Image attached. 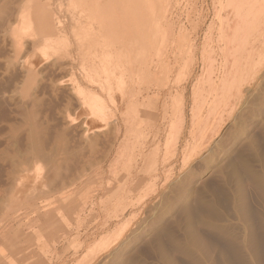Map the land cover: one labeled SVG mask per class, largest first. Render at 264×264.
Instances as JSON below:
<instances>
[{
  "label": "rangeland",
  "instance_id": "obj_1",
  "mask_svg": "<svg viewBox=\"0 0 264 264\" xmlns=\"http://www.w3.org/2000/svg\"><path fill=\"white\" fill-rule=\"evenodd\" d=\"M88 2L89 0H0V43L3 46L0 47V165L2 164L0 166V202L3 201L0 205V219H2L0 220V240L7 237V241L10 240L14 244L13 248H8L6 251L9 258L1 259L0 264H29L30 261V264H35V262L36 264L39 262L40 264H85V257L93 249L99 250L103 246H108L124 232L119 244L117 243L109 251L100 255L92 264H264V1L261 0L260 6L256 8H244V13L247 14L250 11L249 18L255 19L254 27L256 29L253 28L254 31H251L254 34H249L251 37L247 38V43H249L247 53H251L252 59L247 65V71L243 73L249 75L245 76L248 78L241 83L243 97L241 95L240 101L235 100L237 104L231 107L233 97L230 96L231 101L227 91L223 92L227 95L225 101L224 97L217 95L222 93L219 91L221 89L214 87L216 89L214 94V90H210V83H217L216 78L223 77L226 72V70L224 71L225 66L228 68L232 61L227 58V56L230 57V54L225 51V46L227 47V40L232 36L230 32L233 30L229 31L225 27L228 24L224 25L223 23H229L226 19L235 16L232 15L235 9L230 6V3L227 5V0H100V8H105L108 4L113 7L105 8L104 11L108 9V12H103V15L105 26L110 32L108 37L113 39L114 46L120 45L125 48L130 44V40L136 42L138 39L144 38L145 32L149 38L150 48L153 47L154 37L158 39L161 35V38L170 40L167 48L162 46L165 49L162 48V59L166 63L169 73L165 75L161 71L158 73L151 68L158 62L155 59V50L152 48L148 59L143 61L140 69L138 68L137 71L135 69V73L132 74L134 75L132 76L133 81L126 93L129 96L128 101L126 103L120 101L119 94L116 93L117 91L115 92L118 95L117 102L120 103L118 109L109 103L107 89L103 90L107 87L103 82L105 77L103 76V78L102 74H98L99 78H97L98 75H92V73L94 74L93 64L97 68L99 65L98 58L94 54L106 45L101 44L97 32H95L98 30V18L95 14L98 13L99 8H90ZM12 11H15L16 14ZM44 14L55 16L52 17L54 22L56 21L55 31L59 28V32L57 30L49 35L46 33L41 18ZM233 17L229 20L231 21ZM1 20L3 21L1 22ZM4 21L7 23L4 24ZM28 25L33 30H29ZM74 26H79L78 29H81L83 33L90 30L89 27L94 28L96 36H92V39L89 37L86 41L85 39L82 41V38V40L80 39L81 43L71 30L72 27L75 28ZM220 27L223 30L227 28L225 29V31L228 30L227 38L222 36ZM6 33L7 35H5ZM219 34L226 42L221 39V36L218 38ZM252 35L255 37L253 38ZM255 38L261 39L263 42L261 40L254 41ZM251 39L255 42H253L254 44ZM217 40H220L222 46L219 41L216 43ZM53 41L58 43L62 56L58 60L59 62L51 61L44 65L43 61L39 60L40 50L45 45L54 43ZM75 42H78L79 45H76ZM228 42L230 41L228 40ZM6 43L7 46L9 45L8 47ZM76 46L81 49L79 51L82 53L77 52ZM84 47L87 48L88 53ZM254 47L255 49H253ZM212 48L215 52L212 51ZM116 49L118 51V48ZM208 51L211 54L209 58L215 59L213 64H210L212 62L208 59ZM219 51L222 54H218ZM83 52L86 59L82 57ZM204 56L210 63H204L208 61ZM81 57L86 60L84 64ZM95 57L97 59H94ZM258 57H260L259 60ZM122 60L121 54L116 59V67L117 70L119 69L117 74L120 73L128 77L123 68H120ZM24 61L26 64L28 63L27 66L34 69L35 83L23 80L21 72L22 66L25 64ZM225 61L227 62L225 63ZM182 63L186 64L187 73L186 77L178 83V74L180 67L183 66ZM222 63L226 64H223L224 69H222ZM202 64L203 66L206 64L204 67L213 66L210 69L212 76L208 75V68H202ZM20 66L22 69L19 68ZM66 66L70 67L68 73ZM45 68L48 70L46 71ZM88 70H91L89 71L91 73ZM151 73H154L153 79ZM202 74L206 75L207 79L203 83L209 82V85L198 84L200 86L198 88L196 86L199 83L197 79L201 78V82L205 79L204 77L202 79ZM92 76L96 83L92 80ZM149 76H151L150 79ZM75 81L82 86L83 90L104 97L106 106H109L108 111L115 118L112 117L110 119L112 121L109 120L110 125L109 122L106 125L105 122L102 123L92 115H88L90 114L89 109L79 105L80 100L70 93L69 84ZM27 85L29 92L24 96L22 91ZM194 85L201 90L204 86L203 93L209 92L205 93L203 98L200 97L201 93L198 95L200 97L198 103H201L202 99H206L207 95L211 99L204 100L205 104L202 101L204 106L199 104L203 108L197 106V101L194 104L193 93L197 89ZM177 94H184L185 97L183 102L184 110L186 109L185 130L179 138L180 142L177 141L179 143H175L176 145L173 142L172 145L167 144V140L168 135L171 137L173 131L171 122L179 119L172 105L173 97ZM215 94L223 99V106L218 102L221 99H218ZM11 95L12 97H10ZM226 95L224 96L226 97ZM35 99L38 103L35 102ZM214 99L217 108H212ZM149 100L151 104L148 102ZM125 105H136L135 108L129 107V110L134 109L135 114L132 116L135 118L138 116L134 125L137 127L139 123L142 124L137 133L133 135L128 133L122 117V112L126 109ZM195 105L203 110L201 112L199 109L200 114H195L198 110L195 111ZM62 106H64V110ZM228 106L231 107L230 110ZM219 107H223L225 112ZM207 109L210 110L209 113ZM218 110L219 113H217ZM12 112L17 114L14 116ZM206 112L211 117H206ZM192 113L195 116L198 114L196 120H191ZM204 115L209 120L204 118ZM219 115H222V119ZM72 118L75 120L72 124L75 125L68 127ZM88 118L91 119L88 120ZM215 118L216 120H214ZM114 120L120 127L119 134H116ZM199 120H202L204 124L207 120L206 125L208 126ZM209 121L219 125V130L218 126H214L212 123L209 125ZM36 122L39 130L36 126L35 133L34 131L30 132L31 127L34 130ZM200 125H203V130ZM103 126L104 128H102ZM63 128L65 131H62ZM99 128L103 129L100 131L102 133L96 131ZM208 128L210 130H206ZM73 129L74 131H72ZM86 129L87 133L90 132L87 134L89 140L87 138L85 140V137L81 135ZM111 129L113 130L111 131ZM214 129H217V132ZM12 130H16L13 132L16 133V136ZM67 130L69 131L67 132ZM83 130L84 132H82ZM204 130L208 131L209 135L205 134ZM93 131L96 134H92ZM176 132L175 129L174 136ZM31 134L35 135L38 142L43 143L44 151L42 152L48 154L45 155L47 158L43 154H41L42 156L38 154V156L32 153L34 150L31 148V139L29 138ZM202 134H205L204 137H201ZM94 135H96V139ZM101 137L104 140H101ZM107 137L109 142L105 141ZM91 138L94 141H91ZM99 142L102 143L99 144ZM86 143L93 145H90L92 148H89ZM126 143H128V148L124 146ZM98 145H101L100 148ZM6 146H8L7 149ZM102 147L105 150L101 149ZM78 148L82 154L88 152H92V154H84L86 157L82 156L81 158L82 154L77 153L80 152ZM69 150H72L75 155ZM96 150L97 153L94 152ZM106 150L109 151L106 152ZM124 151L127 153L124 154ZM87 155H91L98 162L96 161V163L91 157L89 161ZM48 156L52 157L49 158L50 164L49 160H46ZM7 157L9 158L7 159ZM83 158H86V161ZM55 161L59 162L57 165L60 166H54L56 165ZM52 162L53 167L51 166ZM72 162H77L72 168L73 170L70 168L74 174L72 171L65 172L68 170L66 169L68 164L70 165ZM82 163L85 167H81ZM77 164L81 166L79 165V167ZM29 167H33L32 170ZM25 168H27V172L24 170ZM56 168L61 170V173ZM14 173L15 175H13ZM33 176L36 179L37 177H43L42 180L46 177L47 179H44L42 183L41 178L37 181ZM14 177L16 178L14 179ZM30 184H32L31 187ZM43 184H46L45 187L41 186ZM67 184L69 185L67 186ZM34 190L39 192L35 194ZM26 195L33 202L27 200ZM16 205L20 206L18 210L15 209ZM52 206H59V213L53 212L49 216L40 215ZM40 250L41 253H39Z\"/></svg>",
  "mask_w": 264,
  "mask_h": 264
},
{
  "label": "bare ground",
  "instance_id": "obj_2",
  "mask_svg": "<svg viewBox=\"0 0 264 264\" xmlns=\"http://www.w3.org/2000/svg\"><path fill=\"white\" fill-rule=\"evenodd\" d=\"M102 1V0H101ZM264 1V0H263ZM99 2H100V0H89V2H88V4L90 5V8H99V10H98V13H96L95 15L97 16V18H98V30L97 31H95L94 30V28L93 29H91L90 27L88 28V29H90V30H87L86 31V33L84 32H82L81 31V29H78V28H80L79 26H74L75 28H71V30H73V33H74V35L75 36H77V40L78 41H80V39L82 40V38H83V40L82 41H84V39H85V41H86V39L87 38H91L92 36H94L95 35V33H94V31L95 32H97V36H98V38H99V41L101 42V44H104V45H106V47H104V46H102V48L99 50V51H96L95 52V54L94 55H96V57L98 58V61H99V65H98V68L96 67V66H94V64H93V69H92V71L94 72V74L92 73V75H94V76H97L98 74H102V77L104 76L105 77V79H104V85L105 86H107L106 88H104L103 90H106L107 92V94H108V96H107V94H106V96L108 97L107 99L108 100H110V104L111 105H114V106H116V108L118 109L119 108V104H118V102H117V98L116 97H118V95H116L115 94V92L117 93V94H119V99H120V101L122 100V101H124L125 103L128 101V97L129 96H127L128 94H126L127 93V90L129 89V87H130V85L132 84V81H133V77L132 76H134V75H132V74H134L135 73V69H136V71H137V69L141 66V64H142V62L144 61H146L147 59H148V57L150 56V52H151V50H155V56H156V61H158L157 63H156V65L154 66L152 63H151V65H153L151 68H153V69H155V71L156 72H162V73H164L165 75L166 74H168L169 73V71H167V66H166V63H164V60L162 59V56H163V47H165V48H167L166 46H167V44H169L170 43V40H167V39H164L163 37L161 38L160 36L161 35H159V37H160V39H159V37H158V39L156 38V37H154V39H153V49L152 48H150V42L148 41V39L149 38H147V33L145 32L144 34H146L145 35V37L144 38H140V39H138L136 42H134V41H131L130 40V44L128 45V46H126L125 48H124V46H120V45H117V46H114L113 44V39H110L108 36H109V31H108V29H107V27L105 26V23H104V19H105V17H104V15H103V12L102 11H100L101 10V8H100V6L99 5H101V4H99ZM227 5H229V3H230V6H233L234 7V14H232V15H235L234 17H233V19L230 21L229 19L230 18H232V17H230V18H228L227 17V19L226 20H228L229 21V23L228 22H226V23H223L222 21H221V23H223L224 25H226V24H228L227 26H225V27H227L228 28V30L229 31H232V32H230V33H232L230 36V39H228L230 42H228V40H227V47L225 46V51H228V53L230 54V57L229 56H227V58L228 59H230V60H232V61H230V60H228V61H230V65H228L229 67L227 68V66H225V69L223 68V64L224 65H226L225 63L227 62V61H225V63H222V69H224V71L226 70V72H224L225 74L223 75V77L222 78H220V79H218V78H216V80H218L217 81V83L216 82H213L212 84L210 83V90H214L213 91V94H214V92H216L215 90L216 89H214V87H218L219 89H221V90H219L220 92H222L221 94H224L223 92H226L227 94H228V96L230 97V96H232L233 98H232V100H233V104L231 105V107L232 106H235V104H237V102L235 103V100L237 101V99L240 101V99H241V95H242V97H243V93H242V89H241V83L243 82V80L244 79H246V78H248V77H245V76H249L248 75V73H247V75H244L243 73H244V71H247V65H248V63H249V61L252 59V57H251V53H247V50H248V44L249 43H247L248 42V40H247V38L248 37H251V36H249V34L251 35V34H254V32H252V31H254V29L253 28H255L254 27V25H255V19L254 18H249V14H250V11L246 14V13H244V11H245V9L244 8H256L257 6H260V4H261V0H227ZM103 4V3H102ZM103 6H104V4H103ZM223 6V5H222ZM17 9V11H18V8H16ZM47 9V8H46ZM49 9H51V8H49ZM117 9V8H116ZM115 9V10H116ZM114 10V9H113ZM16 11V10H15ZM15 11H12L13 13L15 12ZM16 11V12H17ZM50 11V10H49ZM48 11V12H49ZM100 11V12H99ZM12 12H9V13H11L12 14ZM16 12H15V14H16ZM52 12V11H51ZM123 12V11H122ZM15 14H12V15H15ZM118 14V13H117ZM11 15V16H12ZM52 15V14H51ZM50 14H44L43 15V17H41L42 19H43V23H44V27H45V31H46V33L49 35V33H54V32H57V30H58V32H59V28L55 31V27H57V26H55L56 25V21L54 22V20H53V18L52 17H55L54 15H52L51 16ZM18 16V15H17ZM31 18V17H30ZM6 20V19H5ZM8 20H11V19H8ZM3 20H1V22H2ZM11 21H13V20H11ZM11 21H8V22H11ZM15 21V20H14ZM13 21V22H14ZM30 21V20H29ZM29 21H28V24H29ZM31 21H32V18H31ZM30 21V22H31ZM5 23L4 24H6L7 23V21H4ZM12 22V23H13ZM27 22V21H26ZM62 22V21H61ZM61 22H59L60 24H61ZM11 23V24H12ZM19 23V22H18ZM4 24H2V25H4ZM9 24V23H8ZM15 24V23H14ZM17 24V23H16ZM64 24V23H63ZM27 25V24H26ZM26 25H25V27H26ZM65 25V24H64ZM29 26V25H28ZM36 26V25H35ZM221 26V25H220ZM23 27V26H22ZM37 27V26H36ZM93 27V26H92ZM224 27V26H223ZM61 28V27H60ZM65 28V27H64ZM227 28H225V29H227ZM29 30L31 29V27L29 26V28H28ZM62 29V28H61ZM66 29V28H65ZM150 29V28H149ZM220 29H222L221 27H220ZM219 29V30H220ZM225 29L223 30H221L222 32H221V34H223L222 36H225V38H227L229 35L227 34V31L228 30H226L225 31ZM256 29V28H255ZM31 30H33V28L31 29ZM40 30V29H39ZM107 30V31H106ZM170 30V29H169ZM252 30V31H251ZM2 31H4V32H6L5 30H2ZM62 31V30H61ZM67 31V30H66ZM225 31V32H224ZM8 32V31H7ZM26 32V31H25ZM251 32V33H250ZM169 33H170V31H169ZM229 33V32H228ZM62 34V33H61ZM221 34H219L218 35V38H220V36H221ZM5 35H7V33L5 34ZM226 35H227V37H226ZM255 35H256V32H255ZM88 36V37H87ZM96 36V35H95ZM111 36H112V34H111ZM222 36H221V39H223L222 38ZM257 36H258V34H257ZM256 36V37H257ZM7 37V36H6ZM113 37V36H112ZM252 37H253V35H252ZM255 37V36H254ZM253 37V38H254ZM259 37V36H258ZM257 37V38H258ZM257 38H255V40L254 41H260L261 39H257ZM63 39V38H62ZM92 39V38H91ZM132 39V38H131ZM98 40V39H97ZM135 40V39H134ZM249 40H250V38H249ZM252 40V39H251ZM64 41H65V39H64ZM162 41V42H161ZM219 41V43H220V40H217L216 41V43ZM223 41L224 42H226L224 39H223ZM253 40L251 41L252 43L254 42ZM262 41V40H261ZM6 42V41H5ZM4 42V43H5ZM54 42V41H53ZM81 42V41H80ZM79 42V43H80ZM89 42V41H88ZM161 42V43H160ZM223 42V43H224ZM250 42V43H251ZM263 42V41H262ZM27 43V42H26ZM82 43V42H81ZM208 43V42H207ZM206 43V44H207ZM255 43V42H254ZM253 43V44H254ZM75 44L76 45H79L78 44V42H75ZM85 44V43H84ZM83 44V45H84ZM100 44V45H101ZM164 44H165V46H164ZM2 44L0 43V47H3V46H1ZM81 46H82V44H80ZM192 45V44H191ZM190 45V46H191ZM209 45V44H208ZM220 45H221V43H220ZM250 45H252V44H250ZM6 46H7V43H6ZM9 46V45H8ZM7 46V47H8ZM80 46V47H81ZM110 46V47H109ZM163 46V47H162ZM190 46H189V48H190ZM193 46V45H192ZM191 46V47H192ZM207 46V45H206ZM222 46V45H221ZM221 46L219 47V48H221ZM255 47H257L256 45H254ZM59 46H58V43H49V44H47V45H45L41 50H40V56H39V58H37V59H39V60H42L43 61V63H44V65H45V63H49V62H51V61H56V62H59L58 60L61 58V56H62V52L59 50V48H58ZM88 47V46H87ZM91 47V46H90ZM94 47H95V45H94ZM213 47V46H212ZM255 47L253 48V49H255ZM5 48V47H4ZM32 48V47H31ZM78 51L77 52H80V53H82L81 51H79V50H81V49H79V47H75ZM85 48V47H84ZM116 48H118V51H117V49ZM137 48V49H136ZM163 48V49H162ZM223 48H224V46H223ZM10 49H11V47H10ZM9 49V51H11ZM75 49V50H76ZM82 49H83V46H82ZM86 49V51H87V48H85ZM135 49H136V53H135ZM215 49V48H214ZM216 49H217V47H216ZM97 50V49H96ZM165 50V49H164ZM218 50V49H217ZM221 50V49H220ZM30 51V50H29ZM84 51V50H83ZM212 51H213V48H212ZM20 52V51H19ZM28 52V51H27ZM154 52V51H153ZM213 52H215V51H213ZM24 53V52H23ZM29 53V52H28ZM28 53H26V54H28ZM87 53H88V51H87ZM135 53V54H134ZM152 53V52H151ZM210 53H211V50H210ZM219 53H221L220 51L218 52V54ZM11 54V53H10ZM79 54V53H78ZM121 54H122V65L120 64V68L122 69L123 68V71H125L127 74H128V77L126 76H123V75H121L120 73L119 74H117L118 72V70H117V67H116V59L118 58V57H120L121 56ZM222 54V53H221ZM86 55H88V54H86ZM91 55V54H90ZM93 55V54H92ZM208 55V59L212 62V63H210V61L207 59V56ZM206 56H204V58L206 57V60H208V61H206V62H204V59H203V62L204 63H206L207 64V62H209L210 64H213L214 62V60L215 59H210L209 58V55H211V54H209V51H208V54H207ZM81 56H82V54H81ZM221 56V55H220ZM22 57H24V56H22ZM21 57V58H22ZM27 57V56H26ZM82 57H84V52H83V56ZM81 57V58H82ZM90 57V56H89ZM94 58V59H97V58ZM222 57V56H221ZM224 57H225V55H224ZM9 58V57H8ZM85 59H86V57H84ZM213 58V57H212ZM215 58V57H214ZM227 58H224L225 60L227 59ZM232 58V59H231ZM259 58L260 57H258V60H259ZM27 59V58H26ZM83 59V58H82ZM89 59V58H88ZM224 59H222V60H224ZM91 60H92V58H91ZM218 60V59H217ZM5 61V60H4ZM22 61V60H21ZM33 61H35V60H33ZM61 61H62V59H61ZM85 61L86 60H82V62H83V64L85 63ZM93 61V60H92ZM95 61V60H94ZM120 61H121V59H120ZM219 61V60H218ZM220 61H221V59H220ZM261 61V60H260ZM30 62V61H29ZM96 62V61H95ZM149 62V61H148ZM224 62V61H223ZM21 63V62H20ZM24 65L22 66L23 67V69L21 68V66L19 67L20 69H22V74H21V76L23 77V80H25V82H32V83H35V80H36V73H35V71H34V69L31 67V66H27V64H26V62L24 61ZM35 63V62H34ZM39 63H42V62H39ZM92 63H94V62H92ZM220 63V62H219ZM96 65H97V63H95ZM117 64H119V63H117ZM148 64H150V62L148 63ZM183 64V63H182ZM206 64H204V66L206 65ZM228 64V63H227ZM5 65V64H4ZM13 65V64H12ZM12 65H11V67H12ZM22 65V64H21ZM47 65V64H46ZM69 66H70V64H68ZM219 65V64H218ZM3 66V65H2ZM1 66V67H2ZM43 66V65H42ZM59 66V65H58ZM61 66V65H60ZM64 66H65V64H64ZM84 66V65H83ZM119 66V65H118ZM148 66V65H147ZM202 66H203V64H202ZM202 67V68H208L207 69V73H208V75H210V69H212L211 67H213V66H210V65H208L207 67ZM46 67V66H45ZM52 67V66H51ZM214 67H215V64H214ZM18 68V69H19ZM41 68V67H40ZM43 68V67H42ZM48 68H50V67H48ZM48 68H47V70H48ZM53 68V67H52ZM51 68V69H52ZM60 68V67H59ZM59 68H56V69H59ZM62 68V67H61ZM65 68V67H64ZM143 68V67H142ZM150 68V69H151ZM219 68V67H218ZM217 68V69H218ZM17 69V68H16ZM15 69V70H16ZM66 69L68 70H70V67H67L66 66ZM65 69V70H66ZM72 69V68H71ZM80 69V68H79ZM84 69V68H83ZM97 69H100V70H97ZM140 69V68H139ZM147 69H149V68H147ZM6 70V69H5ZM24 70V71H23ZM45 70H46V68H45ZM46 70V71H47ZM61 71H62V69H60ZM59 70V71H60ZM69 70L67 71V73L69 72ZM1 71V70H0ZM7 71V70H6ZM43 71V70H42ZM89 71H91V70H88V72ZM98 71H100V72H102V73H100V72H98ZM122 71V72H123ZM145 71V70H144ZM147 71V70H146ZM152 71V70H151ZM150 71V72H151ZM202 71H204V70H202ZM213 71V70H212ZM215 71V70H214ZM217 71H219V69L217 70ZM221 71H223V70H221ZM50 72H51V70H50ZM53 72V71H52ZM153 72V71H152ZM41 73V72H40ZM54 73V72H53ZM89 73H91V72H89ZM88 73V74H89ZM186 73H187V66H186V64H183V66H181L180 67V72H179V74H178V80H177V82L178 83H180V81H182V79L183 78H185L186 77ZM203 73V72H202ZM205 73H206V70H205ZM220 73V72H219ZM218 73V74H219ZM245 73V74H246ZM8 74V73H7ZM39 74V73H38ZM80 74V73H79ZM217 74V75H218ZM223 74V73H222ZM6 75V74H5ZM19 75V74H18ZM39 75H41V74H39ZM69 75V74H68ZM91 75V74H90ZM136 75V74H135ZM146 75V74H145ZM203 75V76H202ZM201 75V77H202V79H203V77L205 78V76H204V74H202ZM213 75H214V73H213ZM216 75V76H217ZM220 75V74H219ZM12 76V75H11ZM94 76H92L91 78H92V80L94 79ZM151 76H152V79L154 78V73H151ZM151 76H149V79H150V77ZM210 76H212V75H210ZM15 77V76H14ZM52 77V76H51ZM68 77V76H67ZM74 77H75V75H74ZM73 77V78H74ZM89 77V76H88ZM103 77V78H104ZM140 77V76H139ZM144 77V76H143ZM177 77V76H176ZM219 77V76H218ZM40 78V77H39ZM96 78V77H95ZM97 78H99V75H98V77ZM51 79V78H50ZM53 79V78H52ZM64 79H66V78H64ZM146 79H147V77H146ZM212 79V78H211ZM58 80V79H57ZM85 80V79H84ZM98 80H100V79H98ZM97 80V81H98ZM135 80V79H134ZM148 80V79H147ZM185 80H187V79H185ZM199 79H197V82H199V83H197V87L200 85V84H202L203 83V81H205V80H207L206 78L204 79V80H202V82L200 81L201 80V78H200V80L198 81ZM248 80V79H247ZM246 80V81H247ZM51 81V80H50ZM59 81H61V80H59ZM72 81V80H71ZM91 81V80H90ZM94 81V80H93ZM211 81V80H210ZM245 81V80H244ZM100 82H101V80H100ZM201 82V83H200ZM41 83V82H40ZM45 83V82H44ZM53 83V82H52ZM69 83V82H68ZM94 83H96L95 81H94ZM177 83V84H178ZM206 82H204L203 84L206 86L207 84L209 85V82H207L206 84H205ZM245 84H246V82H244ZM103 84V83H102ZM199 84V85H198ZM202 84V85H203ZM245 84H244V87H245ZM70 85V93H72L75 97H76V99L78 98L79 100H80V104L79 105H82V106H84L85 108H87V110L88 111H90V114H88V115H92L95 119H98L100 122H102V123H104V124H108V122H109V125H110V121H112V120H110L112 117H113V119H115L114 118V116L112 115V113H110L108 110V107L109 106H106V104H105V100L100 96V95H97V93L96 94H94V93H92V92H90V91H86V90H83V88H82V86L81 85H79V83H77V81H75L74 83H71V84H69ZM20 86V85H19ZM41 86H42V84H41ZM104 86V87H105ZM177 86V85H176ZM195 85H194V87H195V89L197 88ZM18 87V86H17ZM48 87V86H47ZM69 87V86H68ZM200 87V86H199ZM198 87V88H199ZM2 88V87H1ZM5 88V87H4ZM15 88H16V86H15ZM28 88H29V86L27 85V87L25 86V88L23 89V94L22 95H24V96H26L27 94H28ZM37 88H38V86H37ZM36 88V89H37ZM45 88V87H44ZM140 88V87H139ZM197 88V89H198ZM207 88V87H206ZM35 89V90H36ZM193 90L194 91V97H193V100H194V98H195V101H194V104H196V103H198V101H199V99L198 98H203V96H204V94L205 93H209V92H205V93H203L205 90H204V86H203V88H202V90H201V88L200 89H198V90ZM208 89V88H207ZM16 90V89H15ZM42 90V89H41ZM52 90V89H51ZM202 92H201V91ZM67 91V90H66ZM200 91V92H199ZM218 91V90H217ZM219 91H218V93H219ZM3 92V91H2ZM11 92H13L12 90H11ZM35 92V91H34ZM48 92V91H47ZM57 92V91H56ZM68 92V93H69ZM103 92V91H102ZM244 92V91H243ZM44 93V92H43ZM42 93V94H43ZM67 93V92H66ZM133 93H134V91H133ZM133 93H132V95H133ZM199 93H201L202 94V96H201V94H200V97L198 96L199 95ZM210 93H212L211 91H210ZM7 94V93H6ZM5 94V95H6ZM60 94V93H59ZM99 94V93H98ZM145 94V93H144ZM221 94H217V95H220L221 97H224L223 99L225 100V98L227 99V95L226 94H224V95H226V97L224 96V95H221ZM2 96H4L3 94H1ZM13 95V94H12ZM12 95L10 96V97H12ZM19 95V94H18ZM67 95V94H66ZM216 95V94H215ZM216 95V96H217ZM17 96V95H16ZM43 96H44V94H43ZM72 96V95H71ZM70 96V97H71ZM73 96V97H74ZM105 96V95H104ZM175 96V95H174ZM208 97H209V95H207ZM215 96V98L217 99V97ZM219 96V97H220ZM5 97V96H4ZM35 97H37V95H35ZM34 97V98H35ZM45 97V96H44ZM133 97V96H132ZM138 97H139V95H138ZM141 97V96H140ZM205 97V96H204ZM208 97H206V99L208 98ZM218 97V99H221V101H218L219 103H221L222 104V106H223V99L220 97L219 98ZM229 97H228V100H229ZM239 97H240V99H239ZM8 98V97H7ZM34 98H32V99H34ZM39 98V97H38ZM62 98V97H61ZM65 98V97H64ZM63 98V99H64ZM13 99V98H12ZM30 99V98H29ZM58 99V98H57ZM62 99V100H63ZM66 99H67V97H66ZM74 99V98H73ZM141 99V98H140ZM184 99H185V97H184V94H177L175 97H173V109L175 110V112H176V114H178V117H179V119L177 118V120L176 121H174L173 123L171 122V130H173L172 131V134H171V137L168 135V140H167V144L168 143H170V144H172L173 142H174V144L176 143H179L180 141H179V138L182 136V133H183V130H185L184 129V121H185V110H184V107H183V102H184ZM196 99H198V100H196ZM206 99L204 98V99H202V101H203V104H205L204 102L206 101ZM19 100V99H18ZM56 100V99H55ZM60 100V99H59ZM70 100V99H69ZM201 100V99H200ZM205 100V101H204ZM208 100H211V99H209L208 98ZM230 100H231V97H230ZM231 100V101H232ZM8 101H9V99H8ZM17 101V100H16ZM33 101V100H32ZM37 100L35 99V102H36ZM76 101V100H75ZM78 101V100H77ZM119 101V100H118ZM119 101V102H120ZM197 101V102H196ZM202 101H201V103L199 102L198 104H197V106L199 105V104H201V105H203L202 104ZM215 99L213 100V104H215ZM217 101V100H216ZM226 101V100H225ZM231 101H229V102H231ZM14 103H15V101H13ZM21 102V101H20ZM19 102V103H20ZM28 102V101H27ZM67 102H68V99H67ZM130 102H132V101H130ZM136 102V101H135ZM150 104H151V101L149 100L148 101ZM196 102V103H195ZM217 102V103H218ZM228 102V101H227ZM36 103H38V102H36ZM35 103V104H36ZM78 103V102H77ZM137 103H138V100H137ZM207 103H208V101H207ZM16 104H18V103H16ZM26 104V103H25ZM31 104H33V103H31ZM41 104V103H40ZM132 104V103H131ZM212 104V108H217V105L215 106V105H213ZM221 104H218V105H220L221 106ZM226 105H228L227 103H225ZM239 104V103H238ZM20 105V104H19ZM21 105H23L22 103H21ZM201 105H199L198 107H201V108H203V106H201ZM208 105V104H207ZM29 106V105H28ZM32 106V105H31ZM30 106V107H31ZM35 106V105H34ZM33 106V107H34ZM69 106V105H68ZM72 106V105H71ZM70 106V107H71ZM133 108H135V106L136 105H131ZM130 105L128 106V105H125V108L126 109H124L123 111L124 112H122V117H123V119H124V122H125V125H126V128L128 129V133L130 134V135H133V134H135V133H137V131H138V129H139V127H140V125H142L141 123H139L138 124V126L136 127L135 125H134V123L137 121V118H138V116L135 118V116L133 117L132 115H134L135 114V110L133 109H131V110H129V107H131ZM139 106V105H138ZM196 106V105H195ZM195 107V114L196 113H199L198 111H199V109L200 108H198V107ZM215 106V107H214ZM38 107V106H37ZM63 107V110H64V106H62ZM65 107H66V105H65ZM123 107H124V105H123ZM150 107V106H149ZM206 107V106H205ZM229 107V110H230V106H228ZM11 108V107H10ZM15 108V107H14ZM13 108V109H14ZM35 108V107H34ZM72 108V107H71ZM81 108V107H80ZM84 108V109H85ZM207 108V107H206ZM221 110H223L221 107H219ZM226 108V106L224 105V109ZM31 109V108H30ZM35 109H37V108H35ZM67 109V108H66ZM73 109H76V108H73ZM78 109V108H77ZM121 109V108H120ZM136 109H137V107H136ZM139 109V108H138ZM146 109V108H145ZM18 110V109H17ZM152 110V109H151ZM157 110V109H156ZM202 109H200V111H201ZM217 110V109H216ZM220 110V111H221ZM4 111V110H3ZM10 111V110H9ZM25 111V110H24ZM38 111V110H37ZM80 111V110H79ZM83 111V110H82ZM122 111V110H121ZM139 111H141V110H139ZM203 111V110H202ZM201 111V112H202ZM208 111H210V110H208L207 109V112ZM215 111V110H214ZM224 111V110H223ZM223 111H222V113H223ZM2 112V111H1ZM6 112V111H5ZM87 112V111H86ZM190 112H193V110L191 111L190 110ZM206 112V117H211L210 115L208 116V113ZM217 112V111H216ZM225 112V111H224ZM7 113V112H6ZM21 113V112H20ZM78 113V112H77ZM82 113V112H81ZM114 113V112H113ZM217 113H219V110H218V112ZM217 113H216V115H217ZM226 113H227V111H226ZM226 113H224L225 115H226ZM4 114V113H3ZM12 114H14V116H15V114H17V113H13L12 112ZM25 114H26V112H25ZM76 114V113H75ZM193 114V115H192ZM191 115H192V117H191V120H196L195 118H197V116H198V114H197V116H195V114L194 113H192ZM200 114V113H199ZM220 114H221V112H220ZM82 115V114H81ZM67 116V115H66ZM74 116H76V115H74ZM177 116V115H176ZM195 116V117H194ZM213 116V115H212ZM9 117V116H8ZM23 117V116H22ZM92 117V118H93ZM194 117V118H193ZM205 117V115H204V118H206ZM216 117V116H215ZM219 117L221 118L222 117V115L220 116L219 115ZM226 117V116H225ZM19 118V117H18ZM21 118V117H20ZM93 118V119H94ZM142 118V117H141ZM219 118V119H220ZM223 118H224V116H223ZM22 119V118H21ZM26 119V118H25ZM31 119H34V118H31ZM74 118H72V120H70V122L71 123H68L69 124V126L68 127H71V125L73 126V124H72V122L73 121H75V120H73ZM81 119V118H80ZM84 119H86V118H84ZM91 119V118H90ZM89 118H88V120H90ZM175 119V118H174ZM207 119V118H206ZM222 119V118H221ZM8 120V119H7ZM24 120V119H23ZM28 120V119H27ZM67 120V119H66ZM78 120V119H77ZM110 120V121H109ZM146 120V119H145ZM207 120H209V119H207ZM206 120V122H205V124H204V122H202V120H199V121H201L205 126H208V125H206L207 124V121ZM214 120H216V118L214 119ZM29 121H30V119H29ZM115 121V120H114ZM114 121H113V123H114ZM147 121V120H146ZM212 121V120H211ZM27 122V121H26ZM30 122H32V121H30ZM83 122V121H82ZM81 122V123H82ZM141 122V121H140ZM215 122V121H214ZM220 122V121H219ZM218 122V123H219ZM8 123V122H7ZM76 123V122H75ZM79 123V122H78ZM113 123H112V127H113ZM143 123V122H142ZM187 123V122H186ZM212 123V122H211ZM210 123V121H209V125H212V124H214V123H212L211 124ZM221 123V122H220ZM27 124V123H26ZM35 124V123H34ZM34 124H32V125H34ZM37 122H36V125H34L35 126V128H34V130H32L33 128L31 127L30 128V126H29V128H30V132L31 131H34V133H35V129H37ZM67 124V125H68ZM87 124H88V122H87ZM93 124V123H92ZM99 124V123H98ZM115 124H116V121H115ZM201 124V123H200ZM75 125V124H74ZM91 125V124H90ZM89 125V126H90ZM99 125H101V124H99ZM105 125V126H106ZM28 126V125H27ZM37 126V127H36ZM83 126V125H82ZM92 126V125H91ZM90 126V127H91ZM115 126V125H114ZM195 126V125H194ZM201 126V125H200ZM203 126V125H202ZM201 126V127H202ZM214 126H218V130H219V125H215L214 124ZM213 126V127H214ZM14 127V126H13ZM64 127H66V126H64ZM84 127V126H83ZM97 127V126H96ZM99 127V126H98ZM101 127V126H100ZM199 127V126H198ZM210 127V126H209ZM212 127V126H211ZM210 127V128H211ZM76 128V127H75ZM79 128H82V127H80L79 126ZM93 128V127H92ZM102 128H104V126L102 127ZM111 128V127H110ZM195 128H196V126H195ZM205 128V127H204ZM210 128H208V129H206V130H210ZM10 129V128H9ZM62 129V128H61ZM64 130H62V131H65V128H63ZM69 129V128H68ZM78 129V128H77ZM109 129V128H108ZM114 129H115V127H114ZM175 129L177 130V132H176V135L174 136V131H175ZM197 129V128H196ZM196 129H194V130H196ZM199 129H200V127H199ZM38 130H39V127H38ZM70 130V129H69ZM69 130H67V132L69 131ZM85 130V129H84ZM84 130L82 131V132H84ZM93 130V129H92ZM95 130V129H94ZM101 130H103V129H101V128H99V129H96V131L98 132L99 131V133H102V132H100ZM110 130V129H109ZM113 129H111V131H112ZM202 130H203V127H202ZM213 130V129H212ZM211 130V131H212ZM215 131L217 130V129H214ZM16 131V130H15ZM14 130H12V133L13 132H15ZM71 131V130H70ZM72 131H74V129L72 130ZM107 131V130H106ZM110 131V132H111ZM200 131H201V129H200ZM215 131H213V132H215ZM6 132V131H5ZM81 132V133H82ZM104 132V131H103ZM108 132V131H107ZM113 132H115V131H113ZM119 132H120V127H119V125L118 124H116V134H119ZM193 132V131H192ZM204 132H205V130H204ZM217 132V131H216ZM7 133V132H6ZM11 133V134H12ZM33 133V132H32ZM80 133V132H79ZM88 133H90V132H88ZM87 133V129H86V131L84 132V133H82L81 135L83 136V137H85L84 139L86 140V138H87V140H89L88 139V134ZM94 133V131L92 132V134ZM105 133V132H104ZM209 132L207 131V132H205V134H208ZM15 136H16V133H13ZM64 134V133H63ZM91 134V135H92ZM94 134H96V133H94ZM106 134V133H105ZM108 134V133H107ZM190 134H191V132H190ZM205 134H202L201 135V137L203 136L204 137V135ZM37 135V134H36ZM62 135V134H61ZM80 135V134H79ZM90 135V134H89ZM90 135V136H91ZM100 135V134H99ZM109 135V134H108ZM107 135V136H108ZM112 135V134H111ZM110 135V136H111ZM209 135V134H208ZM4 136H6V135H4ZM88 136V137H87ZM95 136L96 135H94V138H95ZM101 136V135H100ZM103 136H104V134H103ZM109 136V137H110ZM197 136V135H196ZM8 137V136H7ZM131 137V136H130ZM6 138V137H5ZM29 138L31 139V148H33V152L32 153H34V154H36V155H41V154H43V156H45L46 154H44L42 151H44L43 150V143L41 142V144H40V142H38V140H36L35 139V135H29ZM97 138V137H96ZM95 138V139H96ZM99 138V137H98ZM103 137H101V140H104V139H102ZM147 138V137H146ZM81 139V138H80ZM83 139V138H82ZM110 139V138H109ZM112 139V138H111ZM130 139V138H129ZM209 139V138H208ZM6 140V139H5ZM57 140V139H56ZM93 140V138H91V141ZM99 140V139H98ZM106 140H108V137H107V139H105V141ZM126 140H128V139H126ZM206 141H207V139H205ZM8 141V140H7ZM78 141V140H77ZM94 141V140H93ZM129 141V140H128ZM128 141H126V142H128ZM139 141V140H138ZM177 141H179V142H177ZM9 142V141H8ZM108 142H109V140H108ZM112 142V141H111ZM110 142V143H111ZM212 142V141H211ZM39 143V144H38ZM64 144H65V142H63ZM69 143V142H68ZM73 143V142H72ZM76 143V142H75ZM85 143V142H84ZM89 143V142H88ZM88 143H86V144H88ZM91 143V142H90ZM95 143V142H94ZM100 143H102V142H99V144ZM106 143V142H105ZM205 143V142H204ZM207 143V142H206ZM8 144V143H7ZM62 144V143H61ZM67 144V143H66ZM77 144V143H76ZM75 144V145H76ZM81 144V143H80ZM96 144V143H95ZM109 144V143H108ZM175 144V145H176ZM1 145V144H0ZM70 145H72V144H70ZM89 145V144H88ZM91 145V144H90ZM89 145V148H92L91 146H93V145H91L90 146ZM102 145V144H101ZM101 145H98V147L99 146H101ZM107 145V144H106ZM106 145H103V146H106ZM110 145V144H109ZM135 145V144H134ZM157 145V144H156ZM173 145V144H172ZM8 146H9V144H8ZM8 146H6V149H7V147ZM74 146V145H73ZM79 146V148H80V145H78ZM83 146H84V144H83ZM125 148H128V143H126L125 145ZM123 146V147H124ZM139 146V145H138ZM157 146H159V145H157ZM156 146V147H157ZM75 147V146H74ZM82 147V146H81ZM97 147V146H96ZM107 147V146H106ZM122 147V148H123ZM129 147H130V145H129ZM73 148V147H72ZM79 148H78V150H79ZM83 148V147H82ZM85 148V147H84ZM87 148V147H86ZM88 148V149H89ZM100 148V147H99ZM104 147H102L101 149H103ZM108 148V147H107ZM111 148V147H110ZM109 148V149H110ZM131 148V147H130ZM158 148V147H157ZM1 149V148H0ZM69 149V148H68ZM71 149V148H70ZM132 149V148H131ZM207 149V148H206ZM3 150V149H2ZM76 150V149H75ZM74 150V151H75ZM84 150V149H83ZM86 150V149H85ZM84 150V151H85ZM91 150H93V149H91ZM91 150H89V151H91ZM98 150V149H97ZM94 151L95 153H97L98 151ZM103 150H105V149H103ZM126 150V149H125ZM1 151V150H0ZM4 151V150H3ZM69 151H71L72 153H73V151L72 150H69ZM80 151V150H79ZM83 151V152H84ZM102 151V150H101ZM107 151H109V150H106V152ZM5 152V151H4ZM100 152V151H99ZM104 152V151H103ZM102 152V153H103ZM131 152V151H130ZM69 153V152H68ZM77 153H80V154H82L81 153V151L80 152H77ZM76 153V154H77ZM89 153V152H88ZM88 153H86V154H88ZM91 154H92V152H90ZM89 153V154H90ZM125 153H127V152H125L124 151V154ZM140 153V152H139ZM74 154V153H73ZM85 153H83L82 155H81V158H82V156H85L84 155ZM101 154V153H100ZM105 154V153H104ZM103 154V155H104ZM137 154V153H136ZM6 155V154H5ZM38 155V156H39ZM48 155V154H47ZM69 155V154H68ZM75 155V154H74ZM93 155H94V153H93ZM98 155H99V153H98ZM102 155V154H101ZM106 155V154H105ZM121 155V154H120ZM134 155V154H133ZM153 155V154H152ZM156 155V154H155ZM42 156V155H41ZM40 156V157H41ZM79 156V155H78ZM87 156H89L88 157V160L90 161V157H91V159H94V158H92V156L91 155H87ZM123 157H124V155H122ZM128 156V155H127ZM139 156V155H138ZM51 157V156H50ZM49 156H48V159H46V160H49V158H50ZM86 157V156H85ZM105 157V156H104ZM103 157V158H104ZM123 157H121V158H123ZM126 157V156H125ZM130 157V156H129ZM134 157V156H133ZM135 157H136V155H135ZM142 157V156H141ZM2 158V157H1ZM9 157H7V159H8ZM41 158H43V157H41ZM45 158H47L46 156H45ZM52 158V157H51ZM80 158V159H81ZM120 158V157H119ZM148 158V157H147ZM152 158H153V156H152ZM156 158V157H155ZM76 159V158H75ZM84 160L86 159V158H83ZM125 159H127V158H125ZM149 159V158H148ZM147 159V160H148ZM189 159V158H188ZM83 160V161H84ZM95 160V162L97 161L96 159H94ZM103 160V159H102ZM118 160V159H117ZM151 160H153V159H151ZM150 160V161H151ZM1 161H3V160H1ZM5 161H7V160H5ZM53 161V160H52ZM80 161V160H79ZM82 161V160H81ZM82 161V162H83ZM86 161V160H85ZM84 161V162H85ZM88 161V162H89ZM114 161V160H113ZM126 161V160H125ZM56 162V161H55ZM92 162V161H91ZM94 162V163H95ZM98 162V161H97ZM96 162V163H97ZM117 162V161H116ZM124 162V161H123ZM131 162H132V160H131ZM131 162H129L128 161V163H131ZM3 163V162H2ZM6 163V162H5ZM57 163H59V162H56V165H54V166H58L57 165ZM77 163V162H76ZM76 163H70V165L68 164V166L66 167V169H68V170H66L65 172H68V171H72L73 169V167L76 165ZM90 163V162H89ZM120 163V162H119ZM126 163V162H125ZM152 163V162H151ZM4 164V163H3ZM49 164H50V160H49ZM85 164V163H84ZM123 164V163H122ZM148 164V163H147ZM150 164V163H149ZM2 165V164H1ZM0 165V166H1ZM5 165V164H4ZM53 165V162H52V164H51V166ZM78 165V164H77ZM80 165V164H79ZM78 165V166H79ZM82 165V166H81ZM80 166L81 167H85V165H83V163L81 164ZM124 165V164H123ZM126 165H127V163H126ZM7 166V165H6ZM9 166V165H8ZM11 166V165H10ZM60 166V165H59ZM79 166V167H80ZM129 166V165H128ZM34 167V166H33ZM33 167H29V169H31V168H33ZM50 167V166H49ZM53 167V166H52ZM51 167V168H52ZM63 167V166H62ZM79 167H77V168H79ZM94 167V166H93ZM117 167V166H116ZM126 167V166H125ZM3 168V167H2ZM12 168V167H11ZM17 168V167H16ZM70 168L72 169V170H70ZM90 168V167H89ZM15 169V168H14ZM26 169L27 168H25L24 170L26 171ZM29 169H28V171H29ZM49 169V171H50V168H48ZM61 169V168H60ZM65 169V168H64ZM63 169V170H64ZM88 169V168H87ZM86 169V170H87ZM113 169H114V167H113ZM4 170V169H3ZM8 170V169H7ZM11 170V169H10ZM21 170V169H20ZM32 170V169H31ZM31 170H30V172H31ZM42 170V169H41ZM53 170H55V168H53ZM56 170H57V168H56ZM75 170V169H74ZM89 170V169H88ZM87 170V171H88ZM115 170V169H114ZM6 171V170H5ZM25 171H24V173H25ZM36 170H34V172H35ZM49 171H47V172H49ZM51 171H52V169H51ZM57 171H59V170H57ZM83 171H84V169H83ZM109 171V170H108ZM12 172V171H11ZM14 172V171H13ZM27 172V171H26ZM37 172V171H36ZM38 172H39V169H38ZM38 172H37V174H38ZM54 172V171H53ZM60 173H61V170L59 171ZM73 172V171H72ZM76 172V171H75ZM91 172V171H90ZM5 173V172H4ZM23 173V174H24ZM29 173V172H28ZM28 173H27V176H29L28 175ZM40 173H41V171H40ZM39 173V174H40ZM58 173V172H57ZM81 173V172H80ZM6 174V173H5ZM26 174V173H25ZM54 175H56V173H53ZM52 174V175H53ZM64 174V173H63ZM73 174H74V172H73ZM79 174V173H78ZM8 175V174H7ZM13 175H15V173L13 174ZM32 175H33V173H32ZM40 175H42V174H40ZM57 175H59V174H57ZM36 176V175H35ZM38 177H39V175H37ZM46 176V175H45ZM75 176H77L76 175V173H75ZM74 176V177H75ZM8 177V176H7ZM10 177V176H9ZM17 177V176H16ZM16 177H14V179L16 178ZM23 177V176H22ZM25 177V176H24ZM37 177V179L33 176V178L35 179V180H37L38 181V179H40L41 178V181H42V183L44 182L43 180L44 179H47V177L46 178H44L43 180H42V178L43 177H40V178H38ZM57 177V176H56ZM1 178V177H0ZM63 178V177H62ZM79 178V177H78ZM3 179V178H2ZM6 179V178H5ZM20 179H21V177H20ZM26 179V178H25ZM60 179V178H59ZM17 180V179H16ZM51 180V179H50ZM9 181V180H8ZM62 181V180H61ZM61 181H59V182H61ZM65 181V180H64ZM66 181H69L68 179H66ZM15 182H17V181H15ZM34 182V181H33ZM3 183V182H2ZM6 183V182H5ZM35 183V182H34ZM33 183V184H34ZM45 183H46V181H45ZM48 183V182H47ZM67 183V182H66ZM69 183V182H68ZM166 183V182H165ZM8 184V183H7ZM25 184V183H24ZM40 184V183H39ZM50 184H51V182H50ZM65 184V183H64ZM29 185V184H28ZM31 185L32 184H30V187H31ZM38 185V184H37ZM36 185V186H37ZM46 185V184H45ZM45 185L43 184V185H41V186H44L45 187ZM52 185V184H51ZM51 185H50V187H51ZM54 185V184H53ZM69 184H67V186H68ZM3 186V185H2ZM8 186V185H7ZM6 187V186H5ZM17 187V186H16ZM29 186H27V188H28ZM61 187V186H60ZM34 188H36V187H34ZM43 188V187H42ZM47 188H48V184H47ZM59 188V187H58ZM57 188V189H58ZM62 188H63V185H62ZM12 189H15V188H12ZM18 189V188H17ZM29 189V191H30V188H28ZM41 189V188H40ZM44 189V188H43ZM42 189V190H43ZM38 190V189H37ZM44 190H46V189H44ZM62 190V189H61ZM15 191V190H14ZM33 191V190H32ZM55 191H56V189H55ZM18 192V191H17ZM21 192V191H20ZM36 192H39V191H36ZM36 192H35V190H34V193L36 194ZM47 192H48V190H47ZM57 192V191H56ZM31 193V192H30ZM52 193V192H51ZM35 194H33V195H35ZM40 194V193H39ZM49 194V193H48ZM47 194V195H48ZM3 195V194H2ZM19 195H21V194H19ZM25 195V194H24ZM32 195V194H31ZM50 195V194H49ZM79 195V194H78ZM14 196V195H13ZM68 196V195H67ZM11 197V196H10ZM20 197V196H19ZM18 197V198H19ZM23 197V196H22ZM28 197H29V195H28ZM34 197V196H33ZM66 197V196H65ZM14 198V197H13ZM26 198H27V195H26ZM31 199H32V197H30ZM72 198V197H71ZM1 200V199H0ZM6 200H8V199H6ZM5 200V201H6ZM15 200H16V197H15ZM21 200H22V198H21ZM27 200H29V201H31V202H33L32 200H30L29 198H27ZM9 201V200H8ZM24 201V200H23ZM28 201V202H29ZM2 203H3V201H1ZM1 202H0V205H1ZM20 202V201H19ZM26 203H27V201H26ZM64 203V202H63ZM21 204V203H20ZM19 204V205H20ZM56 204H57V202H56ZM19 205H16L17 206V208H15L16 210H18V208H20V206ZM24 205V204H23ZM52 205V204H51ZM19 206V207H18ZM3 207V206H2ZM2 209H4V208H2ZM25 209V208H24ZM16 210H14V211H16ZM47 211L45 212V213H43V214H40V215H46V216H49L50 215V213H53V212H58L59 213V211H60V208H59V206H52V207H50V208H48V209H46ZM9 211V210H8ZM11 211V210H10ZM9 211V212H10ZM13 211V210H12ZM38 211V210H37ZM76 212V211H75ZM63 214V213H62ZM3 215V214H2ZM8 215V214H7ZM39 215V216H40ZM4 216V215H3ZM52 216V215H51ZM5 217V216H4ZM3 217V218H4ZM42 217V216H41ZM57 217V216H56ZM64 217V216H63ZM45 218V217H44ZM48 219V218H47ZM60 219H61V217H60ZM0 220H2V219H0ZM43 221V220H42ZM68 223V222H67ZM62 224V223H61ZM33 226V225H32ZM67 226V225H66ZM65 226V227H66ZM56 230V229H55ZM70 230V229H69ZM71 231V230H70ZM12 232V231H11ZM39 233V232H38ZM51 234H54V233H51ZM68 234H69V232H68ZM125 234V232L123 233V234H121V235H119L118 237H117V239L116 240H114L113 242H111L108 246H103L101 249H97V250H92L88 255H87V257H85V264H92L100 255H102L103 253H105V252H107V251H109L111 248H113L120 240H121V238L123 237V235ZM50 236V235H49ZM49 236H46V237H49ZM37 239V238H36ZM36 239H35V241H36ZM39 239V238H38ZM44 239V238H43ZM8 239H7V237L5 238H1V240H0V260L1 259H7V258H9V256L7 255V253H6V251H7V249L8 248H13V242H10V240L9 241H7ZM28 240H29V238H28ZM41 240V239H40ZM21 242V241H20ZM37 242H40V241H37ZM36 242V243H37ZM44 242H45V240H44ZM43 242V243H44ZM15 243V242H14ZM46 243V242H45ZM119 244V243H118ZM29 245V244H28ZM41 246V245H40ZM46 246V245H45ZM26 247V246H25ZM38 247V246H37ZM42 247V246H41ZM44 248V247H43ZM42 249V248H41ZM45 249V248H44ZM20 251H21V249H20ZM16 252V251H15ZM39 253H41V250H40V252ZM42 255V254H41ZM18 258V257H17ZM43 259V258H42ZM28 262V261H27ZM30 263H31V261H30ZM29 263V264H30ZM27 264V263H26ZM35 264H36V262H35ZM39 264H40V262H39Z\"/></svg>",
  "mask_w": 264,
  "mask_h": 264
},
{
  "label": "crops",
  "instance_id": "obj_3",
  "mask_svg": "<svg viewBox=\"0 0 264 264\" xmlns=\"http://www.w3.org/2000/svg\"><path fill=\"white\" fill-rule=\"evenodd\" d=\"M107 1H108V0H107ZM105 8H113V7H110V6H109V4H108V5H106V7H105ZM105 8H101V11H102V12H106V11L108 12V9H107L106 11H104V10H105ZM93 14H95V12H94V11H93Z\"/></svg>",
  "mask_w": 264,
  "mask_h": 264
}]
</instances>
